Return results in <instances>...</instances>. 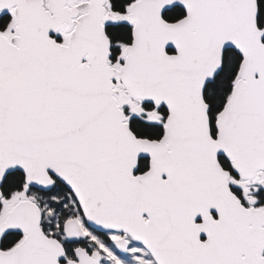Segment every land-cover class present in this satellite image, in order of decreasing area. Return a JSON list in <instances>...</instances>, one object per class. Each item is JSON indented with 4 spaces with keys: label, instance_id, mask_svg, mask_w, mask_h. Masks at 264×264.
Masks as SVG:
<instances>
[{
    "label": "snow or ice",
    "instance_id": "obj_1",
    "mask_svg": "<svg viewBox=\"0 0 264 264\" xmlns=\"http://www.w3.org/2000/svg\"><path fill=\"white\" fill-rule=\"evenodd\" d=\"M0 264H264V0H0Z\"/></svg>",
    "mask_w": 264,
    "mask_h": 264
}]
</instances>
